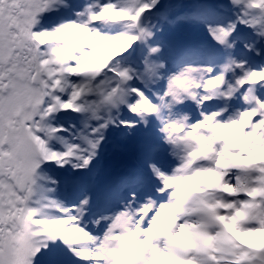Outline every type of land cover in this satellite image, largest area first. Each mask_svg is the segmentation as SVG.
<instances>
[{
    "label": "snow or ice",
    "instance_id": "obj_1",
    "mask_svg": "<svg viewBox=\"0 0 264 264\" xmlns=\"http://www.w3.org/2000/svg\"><path fill=\"white\" fill-rule=\"evenodd\" d=\"M0 264H264V0H0Z\"/></svg>",
    "mask_w": 264,
    "mask_h": 264
}]
</instances>
